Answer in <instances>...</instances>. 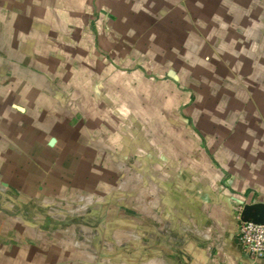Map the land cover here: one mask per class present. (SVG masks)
<instances>
[{
  "label": "rangeland",
  "instance_id": "obj_1",
  "mask_svg": "<svg viewBox=\"0 0 264 264\" xmlns=\"http://www.w3.org/2000/svg\"><path fill=\"white\" fill-rule=\"evenodd\" d=\"M1 15L3 93L49 100L91 140L43 264L179 257L182 197L220 186L210 136L264 121V0H14Z\"/></svg>",
  "mask_w": 264,
  "mask_h": 264
},
{
  "label": "crops",
  "instance_id": "obj_2",
  "mask_svg": "<svg viewBox=\"0 0 264 264\" xmlns=\"http://www.w3.org/2000/svg\"><path fill=\"white\" fill-rule=\"evenodd\" d=\"M11 2L0 0V17ZM3 78L0 75V264H43L44 245L50 243L55 253L59 245L44 237L45 225L52 229L58 224L51 207L64 187L90 170L91 140H81L61 118L63 112L53 115L49 100L6 96L8 82ZM249 130L233 137L230 132L210 136L221 187L211 186L209 192L200 187L193 199L182 197V246L175 252L156 240L148 241L144 251L181 254L162 264H264V257L251 256L238 239L244 207L264 202V121Z\"/></svg>",
  "mask_w": 264,
  "mask_h": 264
},
{
  "label": "built area",
  "instance_id": "obj_3",
  "mask_svg": "<svg viewBox=\"0 0 264 264\" xmlns=\"http://www.w3.org/2000/svg\"><path fill=\"white\" fill-rule=\"evenodd\" d=\"M238 239L244 250L254 258L264 257V224L239 218Z\"/></svg>",
  "mask_w": 264,
  "mask_h": 264
},
{
  "label": "water",
  "instance_id": "obj_4",
  "mask_svg": "<svg viewBox=\"0 0 264 264\" xmlns=\"http://www.w3.org/2000/svg\"><path fill=\"white\" fill-rule=\"evenodd\" d=\"M241 219L264 224V202L246 205L242 211Z\"/></svg>",
  "mask_w": 264,
  "mask_h": 264
}]
</instances>
